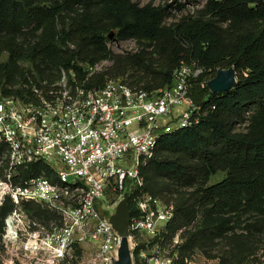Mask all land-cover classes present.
Instances as JSON below:
<instances>
[{
	"label": "trees",
	"instance_id": "trees-1",
	"mask_svg": "<svg viewBox=\"0 0 264 264\" xmlns=\"http://www.w3.org/2000/svg\"><path fill=\"white\" fill-rule=\"evenodd\" d=\"M170 6L133 0H0V54H7L0 62V92L22 96L29 93L24 87L29 80L51 83L60 68L73 70L86 88L121 78L151 91L169 85L181 63L202 68L189 95L204 116L194 126L161 135L141 173L144 191L173 206V218L156 239L170 241L200 215L194 235L206 242L221 238L232 217L264 215V0H205L192 13L167 23ZM110 33L117 40H134L138 50L113 53L107 46ZM103 60L111 65L86 77L84 66ZM228 67L236 73L230 90L211 93L201 86ZM250 107L255 111L246 118ZM246 121L244 130L236 129ZM218 172L224 177L209 184ZM19 175L50 177L51 172L35 163ZM109 194L113 199L117 191ZM128 206L132 217L131 197ZM12 208L5 199L1 227ZM22 209L43 223L59 221L35 203H24ZM260 225L251 226L258 230Z\"/></svg>",
	"mask_w": 264,
	"mask_h": 264
},
{
	"label": "built area",
	"instance_id": "built-area-1",
	"mask_svg": "<svg viewBox=\"0 0 264 264\" xmlns=\"http://www.w3.org/2000/svg\"><path fill=\"white\" fill-rule=\"evenodd\" d=\"M105 63L81 65L89 77ZM201 72L195 63H181L169 85L146 91L121 78L86 88L73 70L60 68L51 83L29 80V93L22 96L0 92V206L5 199L13 205L3 220L6 243L18 249L23 238L22 256H45L49 264L64 262L73 248L86 251L77 264H112L120 237L109 216L124 193L136 212L128 226L130 246L136 235L161 236L173 206L144 191L141 169L161 135L194 126L204 116L189 95ZM35 163L51 176L22 179L21 169ZM112 190L117 196L105 198ZM29 202L59 217L41 237L39 224L22 209ZM158 246L147 258L140 251L146 264H181L173 252L160 254Z\"/></svg>",
	"mask_w": 264,
	"mask_h": 264
},
{
	"label": "rangeland",
	"instance_id": "rangeland-1",
	"mask_svg": "<svg viewBox=\"0 0 264 264\" xmlns=\"http://www.w3.org/2000/svg\"><path fill=\"white\" fill-rule=\"evenodd\" d=\"M139 5H144L151 2L154 5H171L169 11L171 17L167 19V23L172 22L182 15L192 13L200 7L205 0H133ZM182 3L181 9L177 5ZM107 46L116 54L132 53L138 50L137 43L132 40H117L113 33L108 36ZM7 59L6 53L0 54V62ZM25 67L30 68L27 62H21ZM111 65V61L107 60L101 69H105ZM255 111L254 107L246 109L245 116L249 118L250 114ZM247 114V115H246ZM247 121L237 125V130H244ZM224 177L223 172L216 173L209 181V184L216 183ZM73 177H67V182H73ZM112 195L108 194L105 198L111 199ZM105 214L106 212L102 210ZM30 220H34L39 224L35 227L38 230L39 236H43L51 228V222L43 223L28 215ZM202 218L200 215L186 227L178 230L170 241L161 243V239L148 235H136L131 239L133 261L136 264H146L148 255L157 252L155 245H160V254L175 253L180 259L181 264H264V215L254 213H245L235 216L230 219L228 230L221 238L203 241L194 235L198 232ZM261 224L260 229H254L252 224ZM5 231L0 224V264H49L46 262V257L33 258L32 255L26 254L22 256L21 243L16 246L18 249L10 247L4 238ZM194 238V239H193ZM21 239V238H20ZM157 240V241H156ZM140 251H144L146 258H143ZM17 253V257L15 256ZM86 255L73 248L64 262L56 264H77Z\"/></svg>",
	"mask_w": 264,
	"mask_h": 264
},
{
	"label": "water",
	"instance_id": "water-1",
	"mask_svg": "<svg viewBox=\"0 0 264 264\" xmlns=\"http://www.w3.org/2000/svg\"><path fill=\"white\" fill-rule=\"evenodd\" d=\"M235 82L236 73L232 67H228L218 69L215 75L208 80L207 87L211 93L227 92L235 85ZM129 221L128 194L124 193L114 213L109 216V222L120 237L116 258L112 260V264H134L129 240Z\"/></svg>",
	"mask_w": 264,
	"mask_h": 264
}]
</instances>
